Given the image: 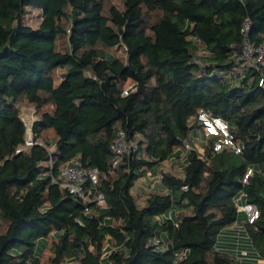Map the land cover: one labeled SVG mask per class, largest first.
<instances>
[{
	"label": "trees",
	"instance_id": "1",
	"mask_svg": "<svg viewBox=\"0 0 264 264\" xmlns=\"http://www.w3.org/2000/svg\"><path fill=\"white\" fill-rule=\"evenodd\" d=\"M26 7L41 11L34 28ZM245 17L252 44L264 43V0H0V264H238L216 243L240 196L258 209L243 225L264 260V64L234 62ZM24 103L35 143L16 152ZM200 110L227 121L241 152L213 150V136L199 140L202 156L185 151L202 135ZM118 127L135 149L112 167ZM180 160L179 173L163 169L156 189L134 193ZM67 162L99 171L104 205L51 181Z\"/></svg>",
	"mask_w": 264,
	"mask_h": 264
},
{
	"label": "built area",
	"instance_id": "2",
	"mask_svg": "<svg viewBox=\"0 0 264 264\" xmlns=\"http://www.w3.org/2000/svg\"><path fill=\"white\" fill-rule=\"evenodd\" d=\"M252 26V21L249 17H245L242 26L241 34L242 40L235 47L236 58L234 62L239 64L244 61H248L251 66L259 70L260 64H264V43L259 45H253L249 38L250 29ZM240 70V69H238ZM229 71H220L219 76H227ZM260 86L264 87V79H261L258 83ZM135 86V82H131L129 85L125 86L121 95H127ZM196 121L202 127V135L199 136V140L202 138L213 136L215 140L212 145V149L215 151L221 150L223 148L228 149L234 153L241 152L242 147L235 140L234 134L230 131L228 123L226 120L219 116L210 115L204 110H200L197 114ZM25 142L22 146L16 149V152L24 150L29 146L33 145L35 142L30 136V128L27 129ZM53 147L52 144L48 146L49 149ZM183 147L186 150L195 149L199 156L204 154V148L200 141H184ZM135 149L134 142L127 137L126 132L123 128L118 127L113 140L110 143V151L112 153L113 159L111 166L115 167L120 159ZM251 169L248 168L244 175V180L247 178ZM99 171L93 167H82L77 166L73 162H67L61 167H59L56 173L50 171V178L53 183L58 184L60 187L65 188L71 193V195L84 204L87 202H95L98 205H104L105 199L102 193L97 192L96 186L99 182ZM151 185L159 183L162 180V172L160 171L153 177L142 176L141 179L145 182V179H151ZM237 210L245 214V220L251 223L258 216V209L255 205L248 202H237ZM237 241L236 246L239 243V230L236 234ZM152 244L157 251H162L161 239L154 237L152 239ZM246 252L239 250L236 247L235 257L238 260V264H242V257ZM264 263V260H261Z\"/></svg>",
	"mask_w": 264,
	"mask_h": 264
},
{
	"label": "rangeland",
	"instance_id": "3",
	"mask_svg": "<svg viewBox=\"0 0 264 264\" xmlns=\"http://www.w3.org/2000/svg\"><path fill=\"white\" fill-rule=\"evenodd\" d=\"M113 4H115V6H117L120 9L124 8L125 5V0H110ZM40 17H41V11L39 9L36 8H30V7H26L24 9V13H23V19L22 22L24 25H26L27 27L30 28H34L38 25V23L40 22ZM201 51V50H200ZM111 52L114 53L115 55L122 57L123 59L125 58V53H124V49L123 47H113L111 49ZM203 54H205V52H202ZM201 53V54H202ZM244 64V63H243ZM239 71H242L241 68H239ZM132 81L128 80L126 83V86L129 85ZM21 111H22V118L24 119V121L26 122L27 128H30V125L32 123V119L35 117L34 113H33V107L31 105H28L26 103L22 104L21 106ZM31 114L33 115V118L31 117ZM197 133V131H195ZM28 135V134H27ZM30 136L32 137V134H30ZM199 139V138H198ZM185 163L180 161H177L176 163H171L170 161L164 162L163 163V167L161 168V170H166V171H174V172H180L181 171V166L184 165ZM149 177V176H147ZM151 179H145V182L142 181L141 178H139L135 185H134V193L138 192L140 195H143L144 193L150 191V190H154L157 188V183L151 185ZM137 198H140L137 196ZM139 203H141L140 199H138ZM243 216L245 219V214L242 213L239 215V218L237 216L236 219V223L237 225H233L231 227L228 228L229 229H234V232L232 233V235H236V231H237V227H240V238H242V231H243ZM47 240V239H46ZM45 239L40 240L39 243L37 244L38 247L40 248L45 242ZM254 259L256 260V262L258 263L257 259H259L257 256L254 255ZM259 264V263H258Z\"/></svg>",
	"mask_w": 264,
	"mask_h": 264
},
{
	"label": "crops",
	"instance_id": "4",
	"mask_svg": "<svg viewBox=\"0 0 264 264\" xmlns=\"http://www.w3.org/2000/svg\"><path fill=\"white\" fill-rule=\"evenodd\" d=\"M30 118H33V115L31 114V117ZM193 139L192 140H197V138H199V135L196 134L195 132L193 133L192 135ZM199 141V139L197 140ZM182 155V154H181ZM182 167V166H181ZM238 202L242 203L244 202V199L243 197H239V200ZM243 212L239 211L238 212V218H239V215L242 214ZM245 221L244 219V216H243V222ZM237 221H235L233 224H231L230 226L224 228L219 236H218V241L216 243V247L219 248V249H223V250H226V251H232L234 252V250H236V241H237V237L236 235H232V233L234 232V229H229V227L233 226L234 224L237 225L236 223ZM239 230V249H241V251H244L247 253V258L245 259V262L246 264H255L254 263V254L252 252H250L251 248H250V242H249V239H248V236H247V233L244 229V225H243V231H242V238H240V230L241 228L240 227H237V231ZM237 231H236V234H237ZM262 259H257L258 262L262 263L261 261Z\"/></svg>",
	"mask_w": 264,
	"mask_h": 264
},
{
	"label": "water",
	"instance_id": "5",
	"mask_svg": "<svg viewBox=\"0 0 264 264\" xmlns=\"http://www.w3.org/2000/svg\"><path fill=\"white\" fill-rule=\"evenodd\" d=\"M131 67V69H134V67L133 66H130Z\"/></svg>",
	"mask_w": 264,
	"mask_h": 264
}]
</instances>
